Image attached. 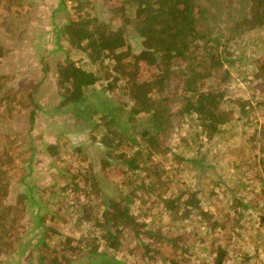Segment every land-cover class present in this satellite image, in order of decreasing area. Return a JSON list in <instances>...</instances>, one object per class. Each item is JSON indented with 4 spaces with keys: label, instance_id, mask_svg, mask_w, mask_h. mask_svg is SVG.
<instances>
[{
    "label": "rangeland",
    "instance_id": "1",
    "mask_svg": "<svg viewBox=\"0 0 264 264\" xmlns=\"http://www.w3.org/2000/svg\"><path fill=\"white\" fill-rule=\"evenodd\" d=\"M251 2L191 0L198 30L230 29L221 31L220 41L236 60L212 69L201 86L223 92L218 107L225 121L206 136L192 112L176 114L182 103L177 89L157 146L150 145L148 171L131 172L118 154L142 149L139 133L149 126L131 118L122 84L101 91L106 81L97 77L72 88L67 64L96 76L113 60L99 42L80 49L61 33L63 23L88 16L105 30L120 28L124 44L114 52H137L139 38L124 22L121 0H0V161L7 168L5 176L0 172L7 181L0 213L9 225L0 232V264H88L81 255L90 248L124 264H171V258L214 264L216 247L223 250L219 264H264V72L255 62L264 59V15L261 25L243 24ZM126 11L133 14L131 7ZM207 47L218 50L211 42ZM174 67L178 74L179 64ZM148 69L142 63L135 71ZM177 74L170 84L179 85ZM76 96L81 101L73 106ZM105 103L125 136L116 152L99 140L105 126L94 111H104ZM128 134L134 140L126 141ZM188 195L198 200L193 208L182 204ZM163 197L172 200L165 204ZM111 198H128L138 224L173 240H143L144 226L120 221L112 228L118 246L106 249L100 224L113 213ZM37 213L42 224L34 226Z\"/></svg>",
    "mask_w": 264,
    "mask_h": 264
},
{
    "label": "trees",
    "instance_id": "2",
    "mask_svg": "<svg viewBox=\"0 0 264 264\" xmlns=\"http://www.w3.org/2000/svg\"><path fill=\"white\" fill-rule=\"evenodd\" d=\"M253 1L252 10L246 16L242 23L256 21L261 25L263 23L264 3L263 0H248ZM133 8V14L130 17L126 14V8ZM191 0H121L120 9L123 13L124 22L131 26L133 32L139 38V49L135 53H130V50L115 51L114 49L119 45L124 44L125 36L121 34L120 28L117 32L105 30L104 25L96 23V19H91L84 16L83 19L77 23L65 22L62 25L61 33L64 39L70 46L84 49L87 46L93 45V42H99L102 50H106L107 56H112V66L110 69L105 67L103 75L91 74L81 69L69 65L70 70L65 72V76L71 80L72 88L76 91L81 86H86L96 78L105 79L106 84L101 91H113L116 86L127 87L128 97L131 100L129 113L135 123L140 121V124L145 123L146 128H141L139 133L140 137L146 143L142 149H136L134 153L125 157L123 153H119L120 163L126 171H134L138 169H145L148 171L147 163H150L152 158L150 145L157 146L156 134L161 131L169 117L168 108L173 102L170 98L178 89L182 103L176 109L177 115H184L193 113L199 122V126L204 130L206 136H210L217 130V125L225 121V116L222 110L219 109L218 103L222 97L223 92L214 89L212 85H208V89H201L203 80L210 75L212 69L220 70L223 64H231L236 60L233 50L220 41L221 31L229 32L230 29H218L214 32H203L196 28L195 23L197 19L193 15ZM205 19V15L202 16ZM218 31V32H217ZM231 38V35H228ZM227 36V37H228ZM124 37V39H123ZM97 40V41H96ZM211 42L218 48L215 52L208 51V43ZM112 52V53H110ZM92 58V55L89 54ZM129 57V59H128ZM92 61V59H91ZM254 61V59L252 60ZM258 67L264 72V59L255 60ZM143 63V66L148 69V72L140 70L136 73L137 66ZM160 63H165L162 65ZM134 65L132 70H128L130 65ZM180 66L181 70L175 73V65ZM177 74L179 85L176 83L170 84V79ZM226 74V73H224ZM180 75V77H179ZM224 77H221L220 81ZM119 80L120 83L117 82ZM176 84V85H175ZM120 88V87H119ZM72 101L73 106L75 103L81 101V96L75 97ZM102 125L105 126V133L100 137V144L106 148L115 150L118 148L119 137L120 140L124 139L121 130L115 128L117 114L109 113V105L105 103V110L100 112L95 110ZM140 114H144V120H141ZM135 125V124H134ZM109 133V134H108ZM111 133V134H110ZM116 135V136H115ZM132 134H128L131 136ZM115 136V138H113ZM134 140L133 137H128L126 141ZM7 168L3 167L0 161V172L5 176ZM159 170L158 164L153 165V175L157 174ZM0 173V197L6 194L7 181ZM158 183L159 180L156 179ZM193 194V193H192ZM212 195V194H211ZM114 203V210L109 219L101 222L100 226L103 227L100 238H103L106 249H115L118 246L116 235L112 228L118 222H131V227H143V240H165L172 241L170 237H166L158 230L146 229L145 223L138 224L135 217L128 211V198H111L108 199ZM170 198H164L162 201L167 204ZM117 201L122 203L121 206H116ZM198 200L194 195L187 196L182 204L189 207H195ZM241 205V203L239 202ZM38 206L34 202L32 204ZM243 206L244 209L247 205ZM168 208V205L165 207ZM233 210H237L234 205ZM36 213V212H35ZM13 217V215H12ZM35 224L38 226L41 223L40 213L34 215ZM19 217L14 218L18 222ZM259 219L263 220L264 216L259 215ZM20 223L21 216H20ZM19 223V224H20ZM6 224L3 214L0 213V232L4 230ZM166 237V239H165ZM139 244H144L143 241ZM108 244V245H107ZM146 244V243H145ZM141 245L145 250L152 251L148 245ZM181 250L185 251L183 247ZM88 253V256L86 253ZM87 252L82 253L81 258H87L88 264H124L115 259L111 254H92L93 249H88ZM93 255V258L91 257ZM95 255V256H94ZM214 257V264H219L223 255V250L216 247ZM96 257V258H95ZM171 264L175 263V259H169Z\"/></svg>",
    "mask_w": 264,
    "mask_h": 264
}]
</instances>
